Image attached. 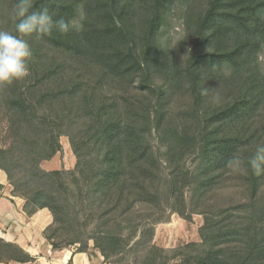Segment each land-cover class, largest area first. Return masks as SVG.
I'll return each instance as SVG.
<instances>
[{
	"label": "trees",
	"instance_id": "16d2710c",
	"mask_svg": "<svg viewBox=\"0 0 264 264\" xmlns=\"http://www.w3.org/2000/svg\"><path fill=\"white\" fill-rule=\"evenodd\" d=\"M14 2L0 0V30L19 35ZM176 2L184 34L165 46ZM32 3L83 26L23 37L30 73L0 87V169L27 215L51 213L52 249L93 248L112 264H264V175L226 166L264 143V0ZM61 135L74 167L43 168ZM172 213L202 215L200 241L156 245ZM33 260L0 239V261Z\"/></svg>",
	"mask_w": 264,
	"mask_h": 264
},
{
	"label": "rangeland",
	"instance_id": "374dc122",
	"mask_svg": "<svg viewBox=\"0 0 264 264\" xmlns=\"http://www.w3.org/2000/svg\"><path fill=\"white\" fill-rule=\"evenodd\" d=\"M186 5L187 4L183 2L182 3L176 2L173 4L172 8L169 10L167 14L166 23L162 26L160 30V40L162 41L161 43L163 45L167 46L170 43L173 44L178 39L183 37L184 16H185L184 11H185ZM259 59H260L261 69L264 70V50L261 52ZM59 140L62 145V150L60 152H57L47 162L43 161L42 163L43 165L41 164L43 168L50 170V169H59V168L70 169L74 167L75 156L73 154L68 137L65 135H61ZM157 141L158 139L156 138V135H155V137H153V142L157 143ZM0 185H1V188H0V239L6 242L16 243L20 247H22L20 245V237H21L22 232L26 228H28L29 230V228L32 229V227H35V226L30 225L32 224L30 219L25 218V216L23 215L21 216L22 212L21 213L19 211L17 212L14 209H13V212L11 211V207L9 206L10 204L9 202L11 201V198L6 195L10 194L11 196H13L11 194L12 186L9 184L7 180V176H6V180H4L3 185L2 184ZM7 189H11V190L7 191ZM236 196H237V199L240 198V194H236ZM24 205H25V200L23 204V214H26L24 211ZM43 209H46V208H43ZM47 214L50 216L51 220L44 226V229L52 221V215L48 209L45 210L43 218L45 219V216L47 217ZM32 215H27V216L31 217ZM46 222L47 221L44 220L43 224H45ZM202 223H203V217L200 214H193L192 221L189 222V221H186L184 218H182L177 213H172L168 221L156 224L154 243L161 247L173 248L183 243H188L192 241H200L199 227L202 225ZM43 230H42V235H43ZM33 261L29 262L28 264H32ZM0 264H24V263H19L16 261H0Z\"/></svg>",
	"mask_w": 264,
	"mask_h": 264
},
{
	"label": "clouds",
	"instance_id": "9594fccd",
	"mask_svg": "<svg viewBox=\"0 0 264 264\" xmlns=\"http://www.w3.org/2000/svg\"><path fill=\"white\" fill-rule=\"evenodd\" d=\"M8 19L19 35L0 30V87L23 80L30 73L29 61L33 57V49L23 37L35 34L40 38L51 35L54 30L66 34L73 28L79 31L83 27L74 20H54L46 6L33 10L32 0H15L8 11ZM212 101L220 103V94L213 95ZM226 166L233 173L247 174L250 168L255 175H264V143L257 144L254 153L247 157L237 151Z\"/></svg>",
	"mask_w": 264,
	"mask_h": 264
},
{
	"label": "crops",
	"instance_id": "0c3cea01",
	"mask_svg": "<svg viewBox=\"0 0 264 264\" xmlns=\"http://www.w3.org/2000/svg\"><path fill=\"white\" fill-rule=\"evenodd\" d=\"M4 180H6V175L0 169V184L3 185ZM9 190L11 189H7V191ZM6 196L11 198L9 202L11 211L13 212L14 209L17 212H22L21 216L23 215L25 218L30 219L32 223L30 225L35 226L32 229L29 228V230L26 228L27 230L25 229L20 237V245L35 259L32 264H112L106 263L101 253L93 248H90L88 253L75 252L72 246L61 250H53L42 235L44 226L51 220L48 214L47 217L45 216V219L43 218L46 209L38 210L31 217H28L26 214H23L24 200L21 197L11 196L10 194ZM44 220L47 221L45 224H43Z\"/></svg>",
	"mask_w": 264,
	"mask_h": 264
}]
</instances>
